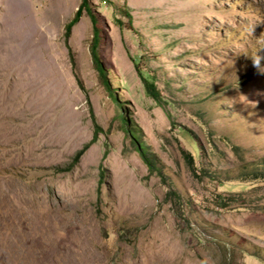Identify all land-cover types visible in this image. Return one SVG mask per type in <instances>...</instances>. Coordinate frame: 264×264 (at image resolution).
<instances>
[{"label": "rangeland", "instance_id": "obj_1", "mask_svg": "<svg viewBox=\"0 0 264 264\" xmlns=\"http://www.w3.org/2000/svg\"><path fill=\"white\" fill-rule=\"evenodd\" d=\"M261 50L264 0H0V264H264Z\"/></svg>", "mask_w": 264, "mask_h": 264}, {"label": "trees", "instance_id": "obj_2", "mask_svg": "<svg viewBox=\"0 0 264 264\" xmlns=\"http://www.w3.org/2000/svg\"><path fill=\"white\" fill-rule=\"evenodd\" d=\"M84 7H87L85 1H83L81 3V6L77 8V10L74 12L72 18L65 25L64 37H65V43H66L67 47H68V38L70 36L71 28L78 21L80 15H81L82 8H84ZM90 17H91V20H92V22L94 24L95 29L93 31V38H92V41L90 43L89 50H90V54H91L92 60H93L94 64L96 65V67L98 68L99 75L102 78L103 83H105V85H106V81H105V77H104V70H103L102 66L99 64V61H98V58H97V54H96V45H97V41H98V28H97L96 20H95L94 16L90 15ZM142 79L144 81L145 89H146L147 94L149 96H151L152 98H154L156 101H158V98H157V95H156V91H155V88H154L153 84L148 82V80H146L144 77H142ZM118 117H119V119L121 121H123V119H122L120 114L118 115ZM131 132H132L131 134L133 135V137L136 138L135 131H131ZM93 140H94V138L89 143L85 144L80 150H78L75 153V155L72 157V160H71V165L72 166L78 161L80 156L86 151V149L89 147L91 142H93ZM136 149L141 154L143 160L150 167V169L154 168V163L152 162V160H150L147 157V155H146L147 153L142 148H137L136 147Z\"/></svg>", "mask_w": 264, "mask_h": 264}, {"label": "clouds", "instance_id": "obj_3", "mask_svg": "<svg viewBox=\"0 0 264 264\" xmlns=\"http://www.w3.org/2000/svg\"><path fill=\"white\" fill-rule=\"evenodd\" d=\"M251 60L252 67L260 74H264V50L248 57Z\"/></svg>", "mask_w": 264, "mask_h": 264}, {"label": "bare ground", "instance_id": "obj_4", "mask_svg": "<svg viewBox=\"0 0 264 264\" xmlns=\"http://www.w3.org/2000/svg\"><path fill=\"white\" fill-rule=\"evenodd\" d=\"M15 248V247H14ZM33 255V254H32ZM26 260V259H25Z\"/></svg>", "mask_w": 264, "mask_h": 264}]
</instances>
